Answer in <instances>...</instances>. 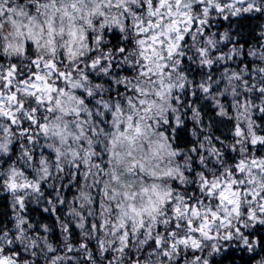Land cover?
Returning a JSON list of instances; mask_svg holds the SVG:
<instances>
[{"label":"snow or ice","instance_id":"obj_1","mask_svg":"<svg viewBox=\"0 0 264 264\" xmlns=\"http://www.w3.org/2000/svg\"><path fill=\"white\" fill-rule=\"evenodd\" d=\"M0 264H264V0H0Z\"/></svg>","mask_w":264,"mask_h":264}]
</instances>
